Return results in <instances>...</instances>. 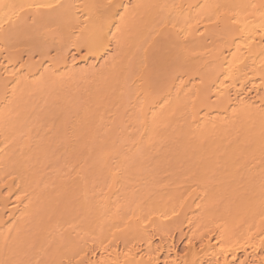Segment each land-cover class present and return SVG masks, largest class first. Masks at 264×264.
Returning a JSON list of instances; mask_svg holds the SVG:
<instances>
[{
	"label": "bare ground",
	"instance_id": "bare-ground-1",
	"mask_svg": "<svg viewBox=\"0 0 264 264\" xmlns=\"http://www.w3.org/2000/svg\"><path fill=\"white\" fill-rule=\"evenodd\" d=\"M0 264H264V0H0Z\"/></svg>",
	"mask_w": 264,
	"mask_h": 264
},
{
	"label": "rangeland",
	"instance_id": "rangeland-1",
	"mask_svg": "<svg viewBox=\"0 0 264 264\" xmlns=\"http://www.w3.org/2000/svg\"><path fill=\"white\" fill-rule=\"evenodd\" d=\"M81 65H82V64H80L79 66H81ZM182 245H184V244H183L182 241H180V242L178 243V245H177V248L180 247V248L182 249V247H183ZM180 248H179V251H180Z\"/></svg>",
	"mask_w": 264,
	"mask_h": 264
}]
</instances>
